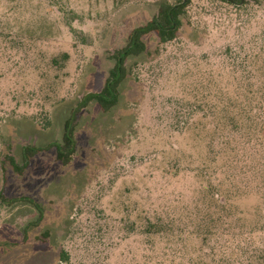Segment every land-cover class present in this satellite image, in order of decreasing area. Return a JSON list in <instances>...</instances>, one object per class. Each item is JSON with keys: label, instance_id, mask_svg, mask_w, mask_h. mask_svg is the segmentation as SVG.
<instances>
[{"label": "rangeland", "instance_id": "rangeland-1", "mask_svg": "<svg viewBox=\"0 0 264 264\" xmlns=\"http://www.w3.org/2000/svg\"><path fill=\"white\" fill-rule=\"evenodd\" d=\"M179 1L0 0V264H196L200 249L207 264H264V127L244 129L232 99L264 98V0H192L172 42L143 36L118 103L81 109L76 152L56 159L132 31ZM24 147L39 151L17 172ZM22 197L42 214L2 202Z\"/></svg>", "mask_w": 264, "mask_h": 264}, {"label": "trees", "instance_id": "trees-1", "mask_svg": "<svg viewBox=\"0 0 264 264\" xmlns=\"http://www.w3.org/2000/svg\"><path fill=\"white\" fill-rule=\"evenodd\" d=\"M222 3H227L230 5H234L236 8H239V5L242 3V0H218ZM192 0H180L176 4H170L168 2H164L160 5V10L157 15L153 16L147 23H145L143 26L135 28L130 36V40L126 46L118 50L115 54V64L114 66L109 70L108 76L104 82V85L102 89L98 93H90L87 96L84 97L83 101H80L78 106H76L72 112L70 113L69 117L65 120L63 125V133H62V140L61 143H55L53 147L56 150V159L58 162L61 163L62 166L68 165L70 163L72 156L76 152V141H75V123H76V117L77 114L83 109L89 102H95L100 109L103 112H108L110 109H112L119 101L120 97V88L123 83V81L126 78L127 70H126V62L133 58L141 56L142 54H146V47L144 42L142 41V37L150 34L155 33L159 39L160 44H166L169 42H172L177 35L178 30L180 29L182 25L181 18L186 12V8ZM235 2V3H233ZM62 61L68 59V54L63 53L61 55ZM54 63H57V60L54 59ZM235 105L243 104L242 107H240L239 115H242L239 121L246 123V126L244 129L250 130L253 128L254 132L260 131L261 127H264V122L261 120L262 115H264V98L261 97L257 92L255 91H246V92H240L235 90L233 93V98ZM223 113L226 112V108L220 109ZM237 121V120H233ZM237 121V122H239ZM250 125H248V124ZM236 128V126H234ZM256 143H253V146H255ZM39 149L34 147H24L22 148V157H23V164L17 165L13 157H10V163L13 167V169L17 172H22V169L26 167L28 164L30 158H32ZM234 163H236L234 161ZM237 163H240V161H237ZM228 165V164H227ZM261 170V169H259ZM245 171L241 173L244 174ZM219 176L217 178L218 182H222L225 178L224 173H219ZM224 178H223V177ZM229 176H227L226 180ZM215 188V193L217 194L219 192V189L217 186ZM1 198V197H0ZM17 201H23L28 202L34 206V208L41 213L40 207L31 199L27 197H22L20 199H7L2 200V202L7 204H13ZM219 208V213L224 211L223 203L219 200L216 201ZM223 207V208H222ZM42 214V213H41ZM42 218V217H39ZM210 223L206 224L205 230L207 232L204 235L211 234L212 229L211 225L214 226L213 220L210 218ZM149 230H152L153 232H157L158 224L156 223H150L147 227ZM180 229L179 233L184 234L185 237L191 238L195 233H197V230L199 229V226L194 227L193 230ZM242 234H239V238H242ZM205 237V236H203ZM233 237H237V241H235L236 246L240 245V239L238 236L234 235ZM234 239V238H233ZM233 242V241H232ZM202 250H199L198 253V259L195 262L197 264H207L205 261L201 258ZM213 254V253H212ZM66 260V257L64 258V254H61L60 260Z\"/></svg>", "mask_w": 264, "mask_h": 264}]
</instances>
